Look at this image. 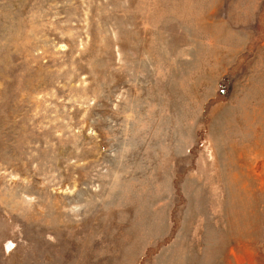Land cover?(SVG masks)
Here are the masks:
<instances>
[{
	"label": "rangeland",
	"instance_id": "374dc122",
	"mask_svg": "<svg viewBox=\"0 0 264 264\" xmlns=\"http://www.w3.org/2000/svg\"><path fill=\"white\" fill-rule=\"evenodd\" d=\"M250 1L0 0V264H264Z\"/></svg>",
	"mask_w": 264,
	"mask_h": 264
},
{
	"label": "crops",
	"instance_id": "0c3cea01",
	"mask_svg": "<svg viewBox=\"0 0 264 264\" xmlns=\"http://www.w3.org/2000/svg\"><path fill=\"white\" fill-rule=\"evenodd\" d=\"M264 5V0H251L250 3H249V6L250 7H253L251 9V16H253V18H251V21L249 23V26L246 27L248 28L249 31L253 30V27L256 28V24H257V15H258V12L259 10L261 9V7ZM234 25V24H233ZM243 26H240V25H237L236 27H234V29H238L239 28V31L242 30ZM253 36V35H251Z\"/></svg>",
	"mask_w": 264,
	"mask_h": 264
}]
</instances>
